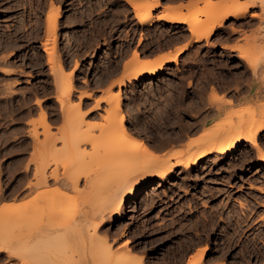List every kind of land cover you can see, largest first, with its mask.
Here are the masks:
<instances>
[{
	"label": "rangeland",
	"instance_id": "rangeland-1",
	"mask_svg": "<svg viewBox=\"0 0 264 264\" xmlns=\"http://www.w3.org/2000/svg\"><path fill=\"white\" fill-rule=\"evenodd\" d=\"M261 14L258 16L262 24L255 26L232 50L200 42L176 67L133 83L125 92H114L109 87L99 121H88L80 103L63 101L66 126L55 135L47 129L41 140L38 132L32 131L37 145L25 165L27 172L20 178V185L25 187L13 194L21 201L7 202V206L0 201V224H5L0 234L8 248L4 252L7 263L109 264L113 261L112 264H126L127 256L121 258L125 253L134 258L142 256L145 264H184L190 252L195 249L193 255H197V250L206 245L201 264H264V223L261 222L264 199L255 198L244 188L246 184L253 186L254 179H264V168H245L253 161V150L257 155L264 153V129L256 137L261 151L242 141L237 149L227 153L214 152L189 167L175 166L164 177L147 176L132 186L125 183L124 173L115 182L108 179L109 171L116 168L113 166L131 167L135 159L147 162L183 148V136L168 147L156 148V143L170 136L171 129H166L165 125L175 124V130L178 126L184 125L188 130L193 126L192 131L186 133L189 139L207 133L212 124L218 130L223 124L235 125V128L238 124L244 128L264 118V82L262 89L259 85L264 79V9ZM133 22L129 7L122 0H0V65L4 66L0 70L10 73L0 72V104L5 114L10 119L22 114V110L17 109L24 106L25 94L30 88L38 86L37 79L44 92L56 88L61 96L69 83L73 88L75 81L87 83L102 44L109 45L105 54L108 56L118 36L129 38L137 33ZM230 24L233 31L241 24L246 26L245 23ZM40 37L46 41V46H53L51 49L59 61L54 70L46 62L47 53L42 48L46 46L38 42ZM240 55L254 61L257 72L252 75L249 63L242 61ZM134 63L135 60L130 68L132 74ZM69 68L71 71L65 72ZM117 94L119 108L124 112V125L131 135L145 140L148 148L135 146L124 137L117 120L111 121ZM238 95L242 99L235 101ZM61 100L59 97L60 103ZM36 102L41 103L37 98ZM45 104L57 114V105L52 99ZM242 109L247 110L227 118L230 112ZM207 116L211 118L204 121ZM45 117L41 109V119L44 121ZM187 151L179 158L192 149ZM30 162L34 164L32 173ZM110 167L113 168L108 171ZM9 179L6 189L16 176L10 175ZM157 181L159 184L149 190L147 184ZM130 187L138 189V196L130 202L126 216L116 220L114 209L119 210ZM0 195L2 197L1 191ZM100 211L106 223L97 236H107L110 255L106 254L105 246L103 248L104 242L96 247L97 241L92 248L87 240L86 248L83 247L75 229L76 219L81 214L91 223ZM29 224H36L39 229L28 235ZM47 235L58 237V241L49 236L47 242ZM38 241L56 244L45 245L46 251L36 250L37 255L34 249L35 259L28 251L29 257L23 260L21 256L27 250H23L21 256L12 252ZM106 255L113 259L107 258L105 263ZM30 258L36 261L32 263Z\"/></svg>",
	"mask_w": 264,
	"mask_h": 264
},
{
	"label": "crops",
	"instance_id": "crops-1",
	"mask_svg": "<svg viewBox=\"0 0 264 264\" xmlns=\"http://www.w3.org/2000/svg\"><path fill=\"white\" fill-rule=\"evenodd\" d=\"M122 1H124L129 7L131 18L134 21L133 23L137 25L138 31L129 38L118 36L114 40L113 51L109 52L108 56L105 54L109 51V45L102 44L100 51L97 54L96 61L88 76L87 83H84L83 80H79L77 83L75 81L74 88L69 94L70 96L63 97L59 94V90L56 88H53L49 93L44 92L40 88V80L37 79L35 83L38 86L31 87L30 91L25 94L24 106L21 109H17L22 110V114L15 119H10V116L5 114V110L2 109L0 104L1 202L21 201V198H15L16 196H13V194L19 193L22 191L23 187H25V185H20V178L27 172L25 170V165L32 157V153L37 145V138L32 134V131L36 130L38 132V139L41 140L44 138L45 130L47 131V129H50L51 133L55 135L59 132L61 127L66 126V120L64 119L65 112L61 109L59 97L64 100L65 104H68V102L74 104L80 103L82 110L86 112L88 121H99L100 115L104 113V96L109 87H112L114 92L119 90L125 92L131 87V84L141 82L145 78L153 76L149 75L147 70L137 76L129 73L131 72L130 68L133 61L136 59V56L137 59L153 63L161 61L162 59H167L157 72V74H160L162 70L166 68L179 65L183 61L184 56L194 47V45L200 42L215 46L217 49L232 50L237 47L238 44L243 42L244 36L249 34L255 26L262 24V22H260V17L254 16V13L262 15L263 8L259 4H256L255 6H249L247 15L242 18L236 19L232 16L225 17L221 24H215L214 30L209 38H201L196 41L193 39V32L190 30L187 21H171L165 19L164 14L172 16H177V14L193 16V8H195L196 4L200 7L203 4L202 1L148 0L150 3L156 2L157 4L151 10L153 19L145 24H141L138 21V18L135 15L136 10L133 8L130 0ZM212 1L218 4L223 0ZM239 1L240 4H243L242 2H245L246 0ZM234 6L237 5L235 4ZM199 16H201L202 19H205L204 15ZM252 21L255 23L252 26H248ZM232 22L245 23L246 26H241V24L236 27L235 31H233L230 24ZM223 31H225V34H223ZM41 37L38 39V42L41 41ZM174 54L176 55L175 61L171 60ZM0 68H4V66L0 65ZM69 71H71V68L65 69V72ZM0 72L2 71L0 70ZM4 74L6 75L10 73ZM84 93L89 95L87 96ZM220 93H224V91H221ZM36 98L41 101L40 104L36 102ZM48 99H52L57 105L56 115L46 107L45 101ZM97 100L99 107H94ZM41 109L46 113L45 119L50 128H44L45 124L43 122L45 121L41 119ZM209 118H211V116L205 118L204 121H207ZM187 140V136H184V143ZM247 143L249 144V142ZM253 151V161L250 164H247L245 168H248L249 166H260L261 168H264V160L258 157L255 150ZM33 168L34 164L30 162L29 170L31 173ZM10 175L16 176V179L10 184L8 189H6V186L9 185L10 182ZM252 185L253 186L246 184L244 186L245 191L251 193L255 198L260 197L261 199H264V179L261 181L254 179L252 180ZM261 210V214L264 215V206ZM261 222L264 223V218ZM194 253L195 249L186 256L184 264L187 263V259H189ZM0 264L21 263H7L6 254L0 251Z\"/></svg>",
	"mask_w": 264,
	"mask_h": 264
},
{
	"label": "bare ground",
	"instance_id": "bare-ground-1",
	"mask_svg": "<svg viewBox=\"0 0 264 264\" xmlns=\"http://www.w3.org/2000/svg\"><path fill=\"white\" fill-rule=\"evenodd\" d=\"M238 1L239 0H223L222 1L223 3L220 2V3L217 4V3H215L212 0H205L204 1L205 2L204 5L202 4L203 6L201 5L199 7L198 5H195V8H193V11H194V15L193 16H186L185 14H183V15L177 14V16L176 15L172 16V15H169V14L168 15L167 14H164V17H165V19H168V20H171V21H176V22L177 21L179 22V20H181V21H187L189 23L190 30L193 32V39L197 41V40H199L201 38H209V36L211 35V33L214 30L215 24H221L222 20L225 17L232 16V17H234L236 19L242 18L245 15H247L249 6H255L256 4H259L264 9V0H246L245 2H242L243 4H240L241 2L239 1L240 2L239 3ZM130 2H131L132 6H133V8L135 10H139L140 11L141 8L145 9L144 12H142V13H140L139 11L135 13L136 17L138 18V21L141 24L148 23V22H150L153 19L151 10L153 9L154 6H156V4H157L156 2L155 3H153V2L152 3H149V2H147V0H145V1H143V0H130ZM235 4L237 6H234ZM54 12H55V10L52 12L54 15L57 14V13H54ZM54 15L51 18H53ZM199 15H204L205 16V19H202L201 16H199ZM254 16H258V14L257 13L256 14L254 13ZM199 27H201V28H199ZM41 43H42L43 46L44 45L46 46V44H47L46 41H42ZM42 48L45 49V51L47 53L45 55H46V62L49 64V68H51V69L54 70L55 69L54 67L57 65L56 62H59V61H57V59H58L57 57H56L57 59H55V55L56 54L54 55L55 52L52 50L53 49V46L51 47V46H48L47 45L46 47H42ZM239 57H241L240 59L242 61H245L246 63H249V67L252 69V72H253L252 75L255 72H257L255 70L256 69L255 66L253 65L254 64V61H251V59H247L248 56H241L240 55ZM166 60L167 59H162L161 61H158V62L153 63V62H150V61L137 59V56H136L135 63L133 65V70L135 69L133 71V75H135V76L141 75L145 70H147V72H148L149 75H155L160 70V68L162 67V65L166 62ZM171 60H174V61L176 60V55L175 54H174V56L172 57ZM59 64L60 63H58V65ZM259 67H260V65H259ZM59 69H62V67L61 68L59 67ZM263 69H264V67H263ZM131 72H132V70H131ZM131 72H129V73L132 74ZM259 82H262V84L261 83L259 84L260 87L263 86L264 79L263 80L261 79ZM71 85L72 84L69 83V85L64 89L65 91L62 94L63 96H66L67 97L70 94V92L72 90L71 88H73ZM260 87H259V89H260ZM261 89H262V87H261ZM263 91H264V89H263ZM84 94L87 95V93H84ZM118 95L119 94H117L115 96V98H114L115 99L114 100L115 101L114 102L115 105L113 104V106H114L115 109H113V111L110 113V119H111V121L113 122V121L117 120V123H119L120 130L122 131L124 137L127 140L133 142L135 144V146H138V147L140 146V147H142V149L148 148V145L149 144L147 145V142H145V140H143L142 138H137L134 135H131V133L129 132V130L127 129V127L124 125V122L123 121H124L125 117H124V112H122V110L119 108L120 107V104H118L119 103V100L118 99L120 97ZM80 97H81V95H80ZM116 97H119V98H116ZM108 99L111 100L112 98L111 97H108ZM241 99H242V97H240L239 95L236 98V100H238V101H240ZM98 100H97V103L94 105V107L97 106ZM104 100L106 101L107 98L106 99L104 98ZM63 101L64 100H61V109H63L65 107L64 104H63ZM246 110L247 109H242V110H239L238 112H235V113L230 112L227 115V118H232V116L235 115V114H242ZM87 112H88V110H87ZM80 114L81 115H84V113H82V112ZM80 114L78 116H80ZM263 119H257L256 121H254L253 124H249V125H247L245 127L243 126L244 128H241V126L239 127V125L236 124L237 125L236 128L238 127L237 129L235 128V125H232L231 126V124L230 125L227 124L228 126H225L226 124H223L221 126V128L218 130V129H215V126H213V124H212L211 126L208 127L207 133L202 134L201 136H192V137H190L187 141H185L183 148H178L177 149L178 151H172L171 150L169 152H166L164 154V157L163 158H160L159 156L158 157L156 156L155 158L153 157L154 159L151 158L152 160H149L147 162H144L145 160L144 161L143 160H140L138 162L135 159L134 160L135 163H134V161L132 162L135 165H129L131 167H127V168H126V166H120L121 164H118L116 166H113V167H116L115 169H111L113 167H110L108 169V171L111 169L109 171V173H108L109 174L108 175L109 176V178H108L109 179V182H115V181H117V179L122 176V173H124V176H123L124 178L123 179H126V180H124L125 183L128 182V183L131 184V186H132V184L138 183L137 181H141V179H143V178H145L147 176H161V177H164V176L168 175V173L170 171H172L175 166L182 165V166H185V167H187V166L189 167L190 164L198 163L197 161H199L201 158H204L205 156H208L209 154H212L214 152L215 153H219V154L227 153V152H229V151H231V150H233L235 148L237 149V146L240 143H242V141L249 142V145L251 147H254L257 150L261 151L259 149V145H258V142H257V138L256 137H258L257 135L264 129V120ZM44 121L46 122V119H44ZM45 122H43L45 124L44 125V128H46V127L47 128H50V127H48L49 124L47 122L46 123ZM174 125L171 124V126H169V125H165L164 126L166 129H171V131L169 130L170 131V136H167V138H165L164 140H161V142L156 143V148L161 149V148H163L165 146L168 147V145H170L171 143H173L175 141H178L180 139V137L182 138V136L183 137L186 136V133H188L189 130L192 131V129L194 128L192 126V128L189 127L190 129L188 130V128L187 127L185 128L184 125H183V126H178L179 128L178 129L176 128L177 130H175V126ZM159 129H160V125H159ZM159 129H157V130H159ZM177 131L179 133H178L177 136H175V134H177ZM173 133H174V136L175 137H173ZM154 138H156V137H154ZM160 138H162V137H160ZM189 149H192V151L191 152L189 151L190 153L188 155H186L183 158H179V157H181L180 155H183V153L185 151L189 150ZM187 152H185V153H187ZM258 154H259L258 157L260 159H263L264 160V153H262V151H261L260 153L258 152ZM114 159H116V157ZM111 160H113V158H111ZM136 161L138 163H136ZM132 166H133V169H132ZM125 171L126 172L130 171V172L129 173H126ZM158 184H159L158 181L156 183L155 182H150L149 184H147V187H149V190H150L151 188H154ZM121 186H122V183H121ZM260 189H262V188H260ZM137 196H138V189L137 188L130 187V189L128 191L127 198L124 199L122 202H120V205L118 204L119 205V210H116V208L114 209V216H113L114 219L119 220V219L124 218L126 216V211H127L128 207H129L130 202L134 198H136ZM8 203L9 204H12L13 202H8ZM8 203L7 202L4 203V201H3L4 206H7ZM116 204L117 203H115V205ZM101 209L103 210V208H101ZM101 209H98V210H101ZM110 210H111V208H110ZM101 214H102V212H101ZM101 214H99V215L95 214L94 217L91 220L92 221L91 223L88 222V220L86 218V215L84 213H83V215L81 214V216H79V219L78 218H77L78 220L76 219L77 228H75V229H76V231L78 232V235H79V236L77 235L79 237L78 240H80L82 243H84L83 244L84 245L83 247L86 248L85 245L87 244L86 243L87 240L88 241L90 240V243H91V247L92 248H93V244L96 243L97 241L98 242L94 245L96 247L100 246L99 243H103L104 242L103 248L105 246V248L107 250L105 248L104 249L106 251V254H108V253H111V252H109V250H110V246L109 245L110 244H107L108 243L107 236H104L102 238L100 236L99 237L97 236V234H98L97 232L100 231L103 228V226L105 225V223H106L103 220L104 219L102 217L103 214L102 215ZM96 218H98V219L96 220ZM77 221H78V223H77ZM0 223H1V221H0ZM3 224L4 223L0 224V226H1L0 227V233H2V231L4 230L3 228H5V224L4 225ZM29 225H30L29 227H28V225L26 226V227H28V230L26 229L27 232L29 231L28 232V235H30L29 233L31 231L33 232L34 230L37 231L39 229V228L37 229L36 224L35 225L34 224L33 225L29 224ZM33 226H35L36 228L33 227ZM42 230H43V228L41 229V231ZM41 233H39V235ZM47 234H49V233H47ZM41 235H43V233ZM44 235H45V233H44ZM54 235H52V236L49 235V236L51 237V239L52 238L54 240L56 239V242H57L58 241V237L55 238ZM49 236L47 235L46 237H49ZM50 237L47 238L48 239L47 242H49ZM47 239L44 238L43 240L46 241ZM0 240L2 241V244L0 243V251H2V252L8 251V250H6V249H8L7 246H6V244H3L4 241H5V239H4V237H2L1 234H0ZM35 240H33V241H35ZM36 242L35 243L28 244L27 247L24 245L26 248L23 247V248H21L22 250L19 248L20 249L19 251H13V250H15V249H13L12 252H15L14 255H18L19 254L18 256H21L22 255L21 252L23 254L25 252V255H23L21 257H23V260H24V257H26L25 259L27 260V257H29V256L26 255V252L30 251L28 253H30L32 256H33V253H36V255H37L39 252L36 251V250H41L42 249V251H43L44 248L47 250L48 245L50 247L51 245L53 246L54 244H56L54 242H50L51 244L50 243L49 244H46V243L44 244V243L38 241L37 244H39V248H37L38 245L36 244ZM40 243H42L41 244L42 246L40 245ZM36 245H37V247H36ZM88 246H90V245H88ZM34 249H35V252H33ZM23 250H27V251H24L23 252ZM206 250H207V246L206 245H204L202 248L198 249L197 250V253H196L197 255H191V257L189 258V260L187 259L188 260L187 261V264H201L202 263V260L204 258L203 256L206 253ZM107 251H108V253H107ZM118 254H120V253H118ZM7 255L10 258L13 257V254H7ZM108 255H110V254H108ZM126 256H127V259L124 260V262L127 260L125 262L126 264L127 263L129 264V262H131L132 259H133L132 262H131L132 264H145V263H143L144 261L142 260V256H138L137 257V256L133 255V256H135V258H134V257H132L130 255L128 256V254L125 255V253H123L122 256H121V258L122 257L124 258ZM33 257L35 259V256H33ZM128 257H130L131 259L128 258ZM105 258H106V261H104V262L107 263L108 256L106 255ZM116 258L117 257H115V259ZM121 258H120V255H119V260ZM37 259H38V256H37ZM108 259H113V258L109 256ZM26 260H25V262H29V261H26ZM28 260L32 261V263H34L36 261V260H33V258L32 259L30 258ZM52 260H55V259H52ZM204 260H206V259H204ZM42 262H45V260H43ZM48 262L49 261H46V264H51V262L50 263H48ZM108 262H109V260H108ZM38 263H39V261H38ZM58 263H59V260H58ZM60 263H62V262H60ZM102 263L103 262H101V264ZM112 263H113V261H112ZM112 263H109V264H112ZM115 263H116V261H115ZM224 263L222 262L221 264H224ZM52 264H57V262L54 263V261H52Z\"/></svg>",
	"mask_w": 264,
	"mask_h": 264
}]
</instances>
